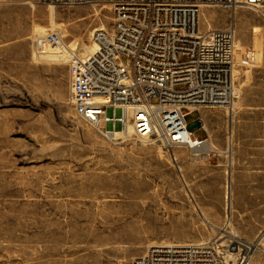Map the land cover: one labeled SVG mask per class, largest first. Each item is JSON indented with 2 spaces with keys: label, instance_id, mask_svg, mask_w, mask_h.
<instances>
[{
  "label": "rangeland",
  "instance_id": "obj_1",
  "mask_svg": "<svg viewBox=\"0 0 264 264\" xmlns=\"http://www.w3.org/2000/svg\"><path fill=\"white\" fill-rule=\"evenodd\" d=\"M23 1L0 0V264H130L152 245L212 239L259 246L264 110L244 104L264 105V8H202L199 29L231 28L255 67L235 70L230 107L199 109L212 149L193 156L93 129L67 103L65 65L33 58L32 37L56 33L75 48L111 29L107 4ZM197 121L186 118L196 135Z\"/></svg>",
  "mask_w": 264,
  "mask_h": 264
},
{
  "label": "built area",
  "instance_id": "obj_2",
  "mask_svg": "<svg viewBox=\"0 0 264 264\" xmlns=\"http://www.w3.org/2000/svg\"><path fill=\"white\" fill-rule=\"evenodd\" d=\"M39 2L53 8L107 4L112 13L111 29L95 30L80 47H70L56 33L30 40L37 63L65 65L67 103L77 119L98 132L129 125L135 139L166 150L211 154L209 138L194 136L186 118L201 108H228L235 98V70L255 67V55L236 48L231 28L201 31L200 8L260 10L264 0ZM257 237L264 257V228ZM244 248L237 238L157 244L130 264H249L255 249L244 254Z\"/></svg>",
  "mask_w": 264,
  "mask_h": 264
},
{
  "label": "crops",
  "instance_id": "obj_3",
  "mask_svg": "<svg viewBox=\"0 0 264 264\" xmlns=\"http://www.w3.org/2000/svg\"><path fill=\"white\" fill-rule=\"evenodd\" d=\"M23 2H25V4H27V5H29L30 8H34L37 3H40L39 0H28V1L27 0H24ZM28 32H29V29H26L25 28V29L22 30V33H23L22 39H24L26 37L25 35ZM243 98L244 97L242 96L241 102H243V100L245 101V99H243ZM244 106H246L245 109L250 110V111L264 110V105L259 106L257 104L245 103ZM194 112L198 113V121L196 122V126L195 127H197V128L200 129V133L198 135H196L193 132L192 133L194 134V136L199 137V138L208 137L209 136V134H208V129L209 128H207V127L210 126V122L209 121H206L204 119V114L200 110L199 111H194Z\"/></svg>",
  "mask_w": 264,
  "mask_h": 264
},
{
  "label": "bare ground",
  "instance_id": "obj_4",
  "mask_svg": "<svg viewBox=\"0 0 264 264\" xmlns=\"http://www.w3.org/2000/svg\"><path fill=\"white\" fill-rule=\"evenodd\" d=\"M49 7H51V6H49ZM202 8L203 7H201L200 8V15H199V19H200V16H201V13H202ZM198 25H199V20H198ZM233 102V101H232ZM232 105V104H231ZM230 105V106H231ZM229 106V107H230ZM130 131H133L132 130V128H131V126L130 127H128V125L126 126V127H124V128H122V130H119V131H117V130H114V131H111V132H107V131H105V133L104 134H106L107 136H112V137H118V136H121L122 138H124V139H128L130 136H128V133H130ZM229 196V195H228ZM228 199H229V197H228ZM229 208V207H228ZM259 243H260V237H259ZM244 249H243V252H244V254H248L249 253V251H253L254 249H255V251L256 250H259L258 249V244L257 245H253V246H251V245H244ZM249 264H250V258H249Z\"/></svg>",
  "mask_w": 264,
  "mask_h": 264
}]
</instances>
